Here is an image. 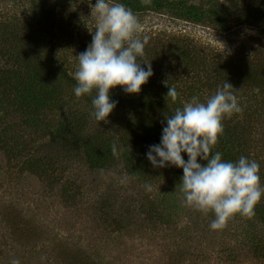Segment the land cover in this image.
<instances>
[{"label": "rangeland", "instance_id": "1", "mask_svg": "<svg viewBox=\"0 0 264 264\" xmlns=\"http://www.w3.org/2000/svg\"><path fill=\"white\" fill-rule=\"evenodd\" d=\"M58 1L53 28L44 31L36 24L45 32L44 40L52 38L40 54L60 59L73 76L76 57L92 41L95 1ZM184 1L197 5L201 0ZM29 7V0H0V16L6 21L15 11L29 24ZM133 13L141 39L193 40L197 48L229 61L264 64V23H242L225 35L210 24L194 25L164 12ZM138 59L153 63L145 53ZM46 69L55 80L56 99L41 108L34 123L18 116L10 102L0 111V264L15 259L20 264H264V198L251 218L236 215L222 230H210L213 214L183 202L177 187L182 170L152 168L140 175L125 171L121 144L131 132V116L114 109L107 122H97L90 115L91 104L75 97L74 87L62 80L58 68ZM162 74L153 75L155 83ZM218 86L205 90L201 102ZM118 92L123 94L119 86L110 90ZM236 95L243 111L224 120L226 132L218 139L239 147L231 154L233 161L241 155L258 161L264 184V98L242 89ZM176 100L182 105L190 101L182 96ZM249 107L257 112L249 113ZM151 123L159 125L157 118ZM58 124L78 130L73 133L79 144L53 139L54 128L48 126ZM85 143L110 144L112 154L115 144L117 152L105 167L93 168L85 159ZM145 184H151L152 191H146Z\"/></svg>", "mask_w": 264, "mask_h": 264}, {"label": "trees", "instance_id": "2", "mask_svg": "<svg viewBox=\"0 0 264 264\" xmlns=\"http://www.w3.org/2000/svg\"><path fill=\"white\" fill-rule=\"evenodd\" d=\"M253 1L250 3L245 0H201L196 5L188 4L184 0H118L132 12L145 10L155 13L164 12L194 25L210 24L225 35L230 34L231 30L234 31L235 27L242 23L254 26H261L264 23V0ZM59 2L29 0L31 7L28 12L32 13V22L29 24L25 23L23 17L15 11L6 21L2 14L0 16V111L5 109L3 106H10L11 103V106L17 110L18 116L29 123H34V120L40 117L41 108L50 103L52 98L56 99L55 80L51 77L50 70L47 71V65L58 68L64 82L73 87L76 84L60 59L48 60L40 54V49H47L52 40V38L49 41L43 39L44 31L53 28L52 20L56 15L55 7H60ZM204 3L210 7H203ZM37 23L44 31L41 32L36 28ZM146 37L144 53L152 57L153 75L163 73L160 75L163 76L162 80L158 81L160 84L155 83L152 76L138 94L130 95L124 92L123 94L118 92L117 95L110 94L113 100L118 101L115 109L131 116L128 118L132 124L131 132L121 144L126 164L125 171L131 175H140L152 170L153 166L146 159L149 146L159 144L165 115H172L176 108L182 107L179 100L172 101L166 98L167 84L176 88L177 98L182 96L186 100H191L193 96L201 100L204 98L205 90L210 91L209 87L213 84L222 85L226 80L236 92L242 89L257 98H264V64L261 66L259 61L254 64L232 62L220 54H211L203 48H197L193 40L176 38L171 43L154 36ZM160 67H165L166 71L158 70ZM176 75H179L176 80H169ZM81 98L91 104L90 96ZM255 100L254 103H257ZM261 102L264 103V100ZM248 110L249 113L257 112L251 107ZM155 118L158 119V126L151 123ZM228 119L231 118L224 120ZM48 127L49 130L51 127L54 128L51 129L53 139L57 138V141L71 145L79 144L77 133H73L78 130H72L64 124ZM220 138L219 146L215 145L213 151H220L223 159L233 161L231 154L238 151L239 147H234V144L229 145V141ZM111 146L85 143L83 152L87 163L93 168L105 167L113 160ZM182 155L187 160V155ZM172 169L182 170L168 166V170Z\"/></svg>", "mask_w": 264, "mask_h": 264}, {"label": "clouds", "instance_id": "3", "mask_svg": "<svg viewBox=\"0 0 264 264\" xmlns=\"http://www.w3.org/2000/svg\"><path fill=\"white\" fill-rule=\"evenodd\" d=\"M91 17L92 41L76 57L73 93L77 98L91 97L90 115L100 123L107 122L118 104L110 90L119 86L126 94H138L153 71L150 63L142 67L138 59L144 54L147 37L136 35L140 25L130 9L118 0H95ZM167 87L166 98L175 101L176 88ZM242 111L236 90L226 80L204 102L193 96L172 115H165L160 142L149 146L146 153L153 168L182 169L177 187L183 202L201 213L211 212L212 231L222 230L236 215L251 218L255 206L264 198L258 161L244 155L235 161L225 160L220 151H213L223 133V120ZM112 151L116 154L115 144ZM182 154L187 155V160ZM144 187L152 191L151 184ZM12 264H20L19 259Z\"/></svg>", "mask_w": 264, "mask_h": 264}]
</instances>
